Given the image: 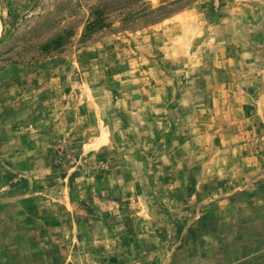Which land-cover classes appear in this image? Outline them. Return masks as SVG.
Masks as SVG:
<instances>
[{
  "label": "rangeland",
  "instance_id": "1",
  "mask_svg": "<svg viewBox=\"0 0 264 264\" xmlns=\"http://www.w3.org/2000/svg\"><path fill=\"white\" fill-rule=\"evenodd\" d=\"M0 264H264V0H0Z\"/></svg>",
  "mask_w": 264,
  "mask_h": 264
}]
</instances>
